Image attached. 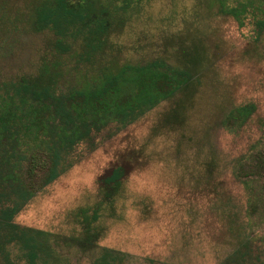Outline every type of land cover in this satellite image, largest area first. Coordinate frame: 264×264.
Returning <instances> with one entry per match:
<instances>
[{
    "label": "rangeland",
    "instance_id": "374dc122",
    "mask_svg": "<svg viewBox=\"0 0 264 264\" xmlns=\"http://www.w3.org/2000/svg\"><path fill=\"white\" fill-rule=\"evenodd\" d=\"M29 1L0 0V82L34 73L48 44V33H33L24 23ZM198 10L205 12L197 0H148L113 38L127 62L171 58L179 35L205 39L216 61L186 120L163 123L170 104H161L96 150L80 147L78 162L14 218L19 226L55 235L75 233L70 213L97 201L96 177L121 153H140L144 164L130 174L116 205L120 218L106 221L104 237L91 250L56 246L62 263L90 264L108 248L125 254L130 264H221L234 247L223 212L254 239V250L235 260L264 264V181L245 188L233 176L239 160L255 150L264 153V34L255 41L251 25L239 28L206 12L199 20ZM246 103L255 104V115L239 133H229L221 115ZM249 192L258 203L254 214L247 210ZM8 253L14 264H24L17 246Z\"/></svg>",
    "mask_w": 264,
    "mask_h": 264
},
{
    "label": "trees",
    "instance_id": "16d2710c",
    "mask_svg": "<svg viewBox=\"0 0 264 264\" xmlns=\"http://www.w3.org/2000/svg\"><path fill=\"white\" fill-rule=\"evenodd\" d=\"M148 0H31L24 23L36 34L48 33V44L34 73L0 82V259L14 264L8 248L17 246L24 264H64L56 246L95 248L107 220H118L117 202L130 174L144 164L141 154L125 151L95 179L97 201L70 213L78 228L68 236L19 226L14 218L44 187L70 170L83 152L136 123L161 104H170L165 124H182L205 73L216 61L205 39L179 35L171 58L121 61L114 43ZM206 16L251 25L252 38L264 34V0H197ZM198 10L196 17L203 19ZM256 113L254 103L234 105L221 115V126L239 133ZM264 129V118L260 119ZM211 167V165H210ZM245 188L264 181V153L255 150L239 160L233 173ZM257 202L247 200L248 214ZM234 247L221 264H239L254 239L231 215L221 213ZM246 251V252H245ZM90 264H130L119 251L103 248ZM149 264H154L151 262Z\"/></svg>",
    "mask_w": 264,
    "mask_h": 264
}]
</instances>
